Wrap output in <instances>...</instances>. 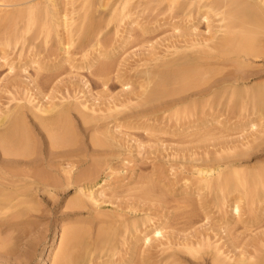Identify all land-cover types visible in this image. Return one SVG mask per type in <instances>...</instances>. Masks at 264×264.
<instances>
[{"label": "rangeland", "instance_id": "rangeland-1", "mask_svg": "<svg viewBox=\"0 0 264 264\" xmlns=\"http://www.w3.org/2000/svg\"><path fill=\"white\" fill-rule=\"evenodd\" d=\"M81 1L83 5L84 0H58V26L53 30L52 25L47 28L50 24L33 21L24 34L25 40L16 44L7 42L9 30L6 35L0 30V117L6 121L7 115L22 117L23 131L26 127L25 133L32 141L27 146L32 145L34 152L26 159L45 165L50 160L52 172L48 174L58 181L59 190L67 188L64 178L68 175L74 178L72 182H78L63 192L37 193L28 188L23 197L12 195V199L18 197L13 205H21L0 209V224L11 225L5 233L0 229V264H211L215 259L229 264L241 259L254 263L262 260L259 264H264V113L251 106V95L243 101L238 99L241 104L230 96L234 109L227 93H221L223 97L216 93L204 99L189 98L186 104L148 115L137 107L144 96L139 99L138 94H143L144 88L148 91L149 79L161 70L155 66L175 57V51L181 53L179 48L192 44L196 45L194 51L215 56L209 47L212 43L202 39L213 37L219 18L212 14L208 22L199 18L195 4L186 10L178 8L182 13L177 8L163 12L165 8L155 7L143 12L134 6L138 9L132 10L140 0H132L135 4L130 3L131 11L129 7L122 13L117 9L118 0H106L112 6L103 13L98 7L106 1L100 0L102 3L94 10L93 3L100 1L88 0L87 4L92 3L86 7L90 10L92 6L94 11H87L92 15V21H88L91 31L90 24L87 29L83 21L89 32L83 31L87 32L85 40L83 32L75 30L82 25L81 16L87 10L82 8L84 5L80 7ZM260 3L264 8V0ZM112 8L118 11L114 18L108 16ZM62 16L66 28L59 23ZM80 37L85 42L79 41ZM250 61H245L242 69L236 65L233 68L232 63L224 65L225 69L222 65L209 68L217 71L219 67L224 74L235 69L234 73L243 78L246 69L245 87L250 90L264 83V61ZM221 73L213 76L215 79L205 80L209 78L205 75L203 83L209 81L206 87L197 81L201 88L192 92L206 89L211 81L222 78ZM254 99L256 108L263 105L264 101L258 104ZM59 109H69L67 120L74 134L73 158L67 161L61 156L64 149L49 143L54 138L48 140L44 132L41 137L35 136L33 127L38 128L34 115H50L38 110ZM87 117L93 120L91 125L99 127L98 131L83 124ZM11 125L8 122L6 127ZM201 169L210 171L205 175L206 183L197 173ZM94 170L98 173L89 177L91 181L88 177L83 181L76 178ZM226 171L242 173L241 183L247 178L246 183L219 191L211 184L217 172L225 175ZM251 173L256 174L254 179ZM257 173L262 180L259 185ZM247 174L257 183L250 184ZM91 191L89 199L87 193ZM85 192L88 196H82L83 209H79L82 205L76 197ZM72 201L78 203L79 211L69 209L75 207ZM72 229L77 231L80 245L75 241L68 253L61 237L65 234L62 232ZM106 239L110 246L105 244Z\"/></svg>", "mask_w": 264, "mask_h": 264}, {"label": "bare ground", "instance_id": "bare-ground-1", "mask_svg": "<svg viewBox=\"0 0 264 264\" xmlns=\"http://www.w3.org/2000/svg\"><path fill=\"white\" fill-rule=\"evenodd\" d=\"M78 1L80 2V0H78ZM84 1L85 2H83V5L85 7H82V8L86 10L87 5L89 7L92 2L97 1V0H92V2L91 3L89 2V4H87L88 0H84ZM98 1H100V0H98ZM104 1H106V0H103V2ZM109 1H106L104 3H102L100 1V2H98V4H96L97 2L93 3V5H95V7H96V8H94V10L97 9V6H99L101 3L102 4L100 5V7H98L99 9L101 8L100 11L104 10L103 11V13H104L105 9L108 8V10H109V8H111L110 6H112L111 4L109 6V3H107ZM119 1H121V0H118V2ZM140 1H139V3L137 1V3L135 4V3H133L132 0H122V2H120V4L117 2L118 6H119V8H117V9H118L119 13H122L124 10H129V9H130L129 11H131V6L133 4H135L132 6V10L134 9V6H135V7H139V8L141 7L140 10H142L143 12L144 11L147 12L150 10H154L155 7H157L158 10H163L165 8L163 10V12H165L166 10L171 11L174 8H175L174 10H176V11L179 10L178 8H180V9L183 8L186 10L187 8L189 9V7H192V5L195 4L194 6L196 9L198 6L197 10L199 13V16H198L199 18L205 19L206 22L209 21L208 18L211 16L210 14H212L213 17L219 18L217 20L219 23L218 28H217L218 30L214 31V33H213L214 35L217 33V34H219V36L216 37V35L215 36L213 35V37H212V35H211L208 38L204 37L203 38L204 40L202 39V41L204 43H208V42L212 43V45L209 46V47H211V49L207 46L206 47L211 50V54H212V51L214 50L216 52L215 56H210L208 54H204V52H202L203 54L196 52L193 50L194 46H196V45L190 44L187 47L184 46V47H181V49L179 48V50H183L181 53H180V51H175L173 53L175 57H173V58L171 57L172 59H168L169 61H166L165 63L163 61V62H161L162 64L155 66L156 68H158V66H159L158 70L161 69L158 74L154 73L157 76L156 77L154 75L156 77V79L157 78L159 79L158 81L155 80V77H152L154 79L153 83L155 84L157 82L155 84V86L152 83V78L149 79V74H150L149 72L150 71L148 72V79H149V81L151 80L149 82L151 87H149V86L148 87L149 88L154 87V88L151 89L150 92L148 93L149 88L147 91L144 88L147 86V85H145L142 88H144L146 90V93H148V94H146L147 97L144 94L145 93L144 89H143L144 93L138 94V96H137V98L142 97L143 95L145 96V99H143L144 96L142 98V100H143V102L141 101L142 104L140 103L137 106L138 108L142 109L141 113L143 115H148V114H152V113H156V112H160V111L165 112L172 107H175V106H178L181 104L183 105V103H185V102L187 103V100L189 98L197 97V99H204V98L210 97L212 94H216V93H218L219 96L221 93H224V94L227 93V94H229V96L226 95L227 97L226 96L225 97L228 100H230L229 97L231 96L232 98H235L238 102H239V100H242V98L245 99V97L246 98L250 97L249 101H251V102H249V103L251 104V106H254L255 110L259 109V111L256 110L257 112L261 113V111L263 110V113H264V106H263L264 103H263V105H259L260 106L259 108H256L258 105L256 106L255 104L252 103L253 98H255L257 100L256 101L254 99V103L256 101L258 104H261L264 101L263 100L264 99V83L260 84V85H256V86L254 85L249 90L247 87H245L246 86L245 83H247L246 82L247 79L245 78L246 77V74H245L246 69L244 70L245 77L243 78L242 75H239L240 70L238 71L239 74L234 73L235 69L232 73L224 74V72L221 73L220 68L218 67L219 70H217V71H220V72H218V74L221 73L224 75L222 76V78L214 80L215 78H217V77H215V78L213 77V76L218 75V74H214L217 71H212L209 68L211 66L217 67V66H221V65L224 68L226 65H229L230 63H232L233 68L236 65L237 69L238 68L242 69V67H244L243 64L245 61L246 62H248V60L249 61L251 60L250 62H252V60H260L261 62L264 61V8L262 7L263 5L261 6L260 0H140ZM130 3L132 5H130ZM81 5H82V1L80 4V7H81ZM58 6H59L58 0H0V27L3 28L0 30L1 31L3 30V32H4L2 34L7 33L6 31L9 30L10 33H9V35L7 33V36H8L7 42L8 43H14V44L18 43L22 39L25 40L24 34H26V32L29 29V24L30 23L32 24L33 21L34 22L35 21L36 22L42 21V22H44L45 25L50 24V25H48V27L45 26V28L47 27L49 29L50 28L49 26L52 25L53 30H54V28L58 26V25L55 26L56 22L58 24V20L56 19V16H55V13L57 10L56 7H58ZM114 6H113V8H114ZM160 6H161V8L159 9ZM91 7H90V10H89V8H87V10L84 11V13L86 12V14L83 13V17L81 16L82 13L79 15L82 18L81 19L82 25L76 26L77 28H75V30H78L77 32L80 33V31L83 32L84 30H87L88 28L86 26H88V24H90L88 27L90 28L89 31H91L92 26H91V23H89L88 21H90V20L92 21V17H91L92 15H91V13L87 12L88 10L89 11L92 10ZM116 7H115V9H116ZM113 8L110 9L112 11L106 10L110 13V14L107 13L108 16L112 15V18H114V16L116 17L115 12L117 11ZM127 8H129V9H127ZM136 9H138V8H135L134 10H136ZM94 10H92L91 12H93ZM113 10H115V11L113 12ZM140 10H139V13H142ZM179 11L181 12V10H179ZM88 14L90 15V19L87 16ZM113 14H114V16H113ZM124 16H126V14ZM63 18H65V16H62V18L60 17L59 23L63 22V21H61ZM79 19H80V17H78V20ZM81 20H79V22ZM65 21L62 24H64L65 25L64 27L66 28V27H68V25L66 24ZM83 21H85L84 25L87 29L84 28ZM34 24H36V23H34ZM62 24H60V26H62ZM71 24L72 23L70 22L69 26ZM38 27H39V23H38ZM208 27H207V29H208ZM209 29H210V27H209ZM87 32H88V30H87ZM87 32L85 31V33L83 32V34H82L83 35L82 37L86 36V37H84L85 40L87 38ZM80 36H81V34H80ZM80 39H83V38L80 37L79 41H81ZM85 40L83 39L81 42H83V41L85 42ZM203 42H201V43H203ZM213 43H214V45H213ZM203 44H201V45H203ZM67 46H69L68 43H67ZM212 48H213V50H212ZM187 51H189V52H187ZM175 53H179V54L176 55ZM155 67L152 68V71L155 69ZM216 67H215V69H216ZM223 68L221 69L222 71H223ZM228 68L229 67H227V69ZM241 71L243 74V70H241ZM152 74H151V76H152ZM205 75L206 76L208 75L209 78L206 77ZM204 77H206L205 80L213 77L214 81H211L212 83H210L206 89H200V90H196V91L194 90L192 92V90L194 88L196 89V87L201 88L202 86L207 85V82H209V81H206L204 84L203 83ZM251 77L253 78V74ZM201 78H202V81L200 80ZM197 81L199 82V85L201 87L198 85ZM152 84H153V87H152ZM204 87H206V86H204ZM245 88H247L249 91L248 90L246 91ZM218 94H216V95H218ZM249 94L251 96H249ZM219 96H216V97L219 98ZM216 97L215 98L213 97V98L216 99ZM220 97H223V96H220ZM232 98H231V100H233ZM195 100H196V98H195ZM191 101H189V104H191ZM245 101H244V103H245ZM240 102H239V104H241ZM228 103H229V101H228ZM230 103H231V101H230ZM232 103H233V105H235L234 100ZM232 103H231V105H232ZM239 104H237V106ZM261 106H263V108H261ZM234 107H236V105L232 106L231 108L234 109ZM68 110L69 109H59L56 111H54V110H38V112H41L43 114H50V115H48V117H46V118L45 117L44 118L37 117L35 115L33 116L35 118L34 120L37 121V125H38V128L36 126H33L34 131L36 132L35 136L41 137V132H44L45 136H47L48 140H50L53 137L54 138V142H52L53 144L51 143V140L49 141V143L53 146L55 145L54 147L57 146L56 148L64 149L65 152L61 155L62 158L64 157L63 159H65V160L62 159L63 161L71 160V158H73V152H72L73 148H72V144H71L72 143L71 139L74 138V136H72L74 134L71 133L70 127L68 125L69 122L67 119H68V116H70V113ZM17 114H18V112H17ZM142 114H140V115H142ZM5 116H6V114H5ZM6 117H8L7 121L9 122V125L11 123H12V125L6 127L8 122L6 121L5 118L0 117V119H1L0 120V209L5 210V211L10 210L12 207H16V206L21 205L20 202L18 204L14 203V205H13V202L18 197H23L25 194H27L28 192H26V191L29 190L28 188H30L29 191H31V190L37 191V193L39 191H42V192L47 193V194H52L53 192H58L60 190L61 191L63 190V189H60V190L58 189V186H57L59 184V183H57L58 181L55 182L54 181L55 179H52L51 177H49L48 173L52 172V171H50L51 167H52V165L50 166V164H49L50 160L48 161V164L45 165L44 162L33 161L34 159L32 156H31V158L33 159L32 161L29 159H26L27 154L32 153V151L30 149V147L32 148V145L29 147L27 146V145H30V142L32 143V141L30 139L31 136L28 133H27L28 135L25 133V132H27L26 127H25V131H23L24 125H22V121H23L22 117L21 116L16 117L15 114H14V116L7 115ZM12 117L13 118L15 117V118L13 119ZM9 118H12V120H14V121H12L11 119L10 120L12 122L9 121L8 120ZM3 121H4V123H3ZM26 121H25V123H26ZM5 122H7V123L5 124ZM91 122H93V120L91 118H88L87 121L86 120L83 121V124L91 125L92 124ZM4 125L6 128H4ZM87 129L96 132L99 130V127L97 125H91ZM33 139H35V138H33ZM33 142H35V141H33ZM263 145H264V142L262 143L261 146H263ZM49 151H51V150H49ZM49 155H52V153L49 152ZM61 156L59 158H61ZM42 158H44V157H42ZM44 159L47 160V158H44ZM52 159H51V161H52ZM66 163L68 164V162H66ZM57 164H58V162H57ZM56 169H57V167L54 169V171H56ZM54 171H53V173H54ZM208 171H204L201 169L197 172L198 175L204 177L205 181L203 179L201 180V181H204V183L208 182V181H206L208 178H206V176H205L206 174H208L210 172V171L209 172ZM57 172L58 171H56V173ZM232 172H234V173H232ZM232 172L229 174L226 171L225 175H223L224 172H221L222 174H219V172H217L218 175L215 176L216 179L213 180V183H214V181H216V183L213 184L210 180L209 181H210V183H212L211 185H215L219 191L220 190L224 191L226 189L235 188L234 187L235 185H237V184L239 185V182L241 183L242 173H241V175H239L240 173H237L236 171H232ZM97 173H98V171L95 172V170L90 171L88 173L84 172L83 175H79L76 178H80V180L82 179L81 181H83L84 178H87V177L92 178L93 176L97 175ZM258 173L261 174V172H259V171H258ZM262 173L264 174V170L262 171ZM263 174L261 176L262 180L264 179ZM67 175H68V173H67ZM220 175L222 178L220 177ZM243 175L245 177V174H243ZM246 176L248 178H251L253 176V174L251 175V177H249L250 175L248 176V174ZM254 176H256V174ZM53 177H54V174H53ZM257 177H258L257 179L255 178L256 181L260 178V175L258 174ZM66 178L67 179L64 178V182L67 183V184H65V186L67 185V188H69V190H70L73 183L76 182L77 180L76 181L74 180L72 182V180L74 178L71 180V175H68V177H66ZM90 178H89V180H90ZM252 178L250 180L251 181L250 184H252V181L254 179V178L253 179ZM87 179H86V181H89ZM246 179L247 178H245V183H246ZM261 179H259L258 183L255 181V183H257L256 185L261 184L260 183V181H262ZM80 180H78V181H80ZM77 183L78 182H76V185H77ZM245 183H243V181H242L241 184H245ZM247 183H249V182L247 181ZM255 183L253 181V185ZM83 185H85V184L82 183L81 187H83ZM208 185L210 186V184H208ZM206 186H207V184H206ZM73 187H75V186H73ZM73 187H72V189H73ZM62 188H65V187H62ZM67 188H65L63 191L67 190ZM77 190L79 192L80 189L77 188ZM78 192L76 191L75 195H77ZM30 193H29V195H30ZM54 194H56V193H54ZM80 194H82V193H80ZM84 194H86V192L83 193L81 196L78 194L79 196H77V197H80V198L76 197V199H77V200L75 199L76 202L79 201L80 199H82V196H84ZM87 194L89 195V199H91L90 195H92L93 192L91 191L90 194L89 193H87ZM12 195H15L18 197L16 199H12V197H13ZM15 196L13 198H15ZM26 197H27V195H26ZM86 199H87V197H86ZM74 201H72V203ZM76 202H74L75 204L73 203L75 205V207H69V209L70 208L76 209V207L79 206L78 203H76ZM79 203L83 204V200H80ZM78 208L83 209V205L81 207L79 206ZM233 208H234V211H236V212L239 210L236 203L233 204ZM76 210L79 211L78 209H76ZM10 226L11 225L9 222H2V224H0L1 233L7 232L10 229ZM70 230H67V232H62V234L63 233H65V234H64V236L62 235V237H61V238H63L62 243H63L64 247L65 246H66L65 248L68 247L67 251L69 249H71V250L74 249V247H73L74 243H75L74 245H76V242H77V244L79 243L78 241H76L78 239V234H75V233H77V231L75 232L74 229H72V231H70ZM63 231H64V229H63ZM156 234L158 235L159 232H156ZM105 235H107V234H105ZM110 236H111V233H110ZM108 239H106V241H104L106 245H109V244H107ZM99 242H101V241H99ZM99 242L97 243V245H99V244L101 245V243H99ZM78 245H80V243ZM71 246L73 247V249ZM80 248H81V246H80ZM69 251H68V253H69ZM69 255H72V252ZM260 261H262V260H260ZM260 261H255V263H254L250 260L248 262L247 259H241V260L237 261L236 264H250L251 262H252L251 264H253V263L259 264ZM211 264H229V263H227L223 260L221 261V260L215 259ZM261 264H262V262H261Z\"/></svg>", "mask_w": 264, "mask_h": 264}]
</instances>
